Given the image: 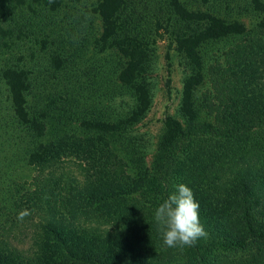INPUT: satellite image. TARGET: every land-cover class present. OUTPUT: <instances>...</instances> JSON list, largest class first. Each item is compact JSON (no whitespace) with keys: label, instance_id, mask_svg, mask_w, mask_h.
Masks as SVG:
<instances>
[{"label":"trees","instance_id":"trees-1","mask_svg":"<svg viewBox=\"0 0 264 264\" xmlns=\"http://www.w3.org/2000/svg\"><path fill=\"white\" fill-rule=\"evenodd\" d=\"M38 3L55 9L62 0H1ZM125 0H100L101 40H112L124 58L117 73L131 87L135 103L112 119L85 117L55 127L33 120L44 137L27 157L36 165L30 181L17 180L10 193L13 213L0 221V264H264V83L247 62L257 42L252 37L227 60L224 73L210 80L211 97L200 120L195 89L203 82L202 43L244 34L242 22L227 21L180 0H165L179 27L174 42L191 66L180 98L185 123L164 119L150 165L135 155L124 134L150 106L149 90L139 75L146 49L130 35L118 37ZM264 12V1L251 0ZM184 27V28H183ZM255 43V44H254ZM18 122L32 123L26 108L28 74L23 67L2 68ZM35 136V137H36ZM65 159L79 173L40 175ZM189 186L199 202V219L208 233L194 246L169 248L154 220L155 208L179 184ZM30 215L17 219L22 210ZM17 229V238L14 229ZM15 229V230H16Z\"/></svg>","mask_w":264,"mask_h":264},{"label":"rangeland","instance_id":"rangeland-1","mask_svg":"<svg viewBox=\"0 0 264 264\" xmlns=\"http://www.w3.org/2000/svg\"><path fill=\"white\" fill-rule=\"evenodd\" d=\"M180 1L190 10L207 11L245 26L242 35L206 41L199 47L203 82L195 89L193 99L200 120L211 121V114L203 108V102L212 95L210 80L224 73L227 60L233 58L231 53L240 45H247L252 37L264 41V12L256 10L251 0ZM99 2L62 0L60 6L51 9L28 1L17 4L0 0V74L6 66L25 69L29 80L26 108L32 121L18 122L7 85L0 76V221L13 213L10 193L17 187V180L30 181L37 173L36 165L27 157L39 141L36 134L40 141L44 137L33 120L47 127L55 124L62 128L64 123L76 127L85 117L112 119L134 106L132 88L117 80L124 58L112 40H101ZM178 27L165 0H125L120 10L117 38L130 35L147 52L139 80L149 90L150 106L124 132L131 138L135 155L146 165L154 157L165 117L172 115L185 123L179 110L180 98L191 66L175 46ZM247 58L259 74L260 83H264V43L257 42ZM58 166L46 167L40 175L52 174L53 170L66 177L79 173L70 159Z\"/></svg>","mask_w":264,"mask_h":264},{"label":"clouds","instance_id":"clouds-1","mask_svg":"<svg viewBox=\"0 0 264 264\" xmlns=\"http://www.w3.org/2000/svg\"><path fill=\"white\" fill-rule=\"evenodd\" d=\"M199 208L192 189L183 183L177 185L176 191L159 203L154 210V220L165 246L191 247L200 238L208 236L200 223ZM28 215L29 210H22L17 219L22 221Z\"/></svg>","mask_w":264,"mask_h":264}]
</instances>
